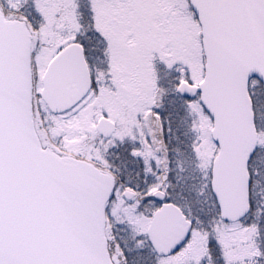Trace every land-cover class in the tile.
Listing matches in <instances>:
<instances>
[{
	"label": "snow or ice",
	"instance_id": "1",
	"mask_svg": "<svg viewBox=\"0 0 264 264\" xmlns=\"http://www.w3.org/2000/svg\"><path fill=\"white\" fill-rule=\"evenodd\" d=\"M0 264H264V0H0Z\"/></svg>",
	"mask_w": 264,
	"mask_h": 264
}]
</instances>
